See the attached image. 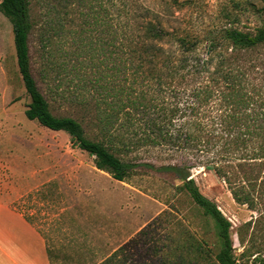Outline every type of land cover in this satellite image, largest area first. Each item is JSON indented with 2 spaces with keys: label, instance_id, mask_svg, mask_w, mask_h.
<instances>
[{
  "label": "trees",
  "instance_id": "obj_1",
  "mask_svg": "<svg viewBox=\"0 0 264 264\" xmlns=\"http://www.w3.org/2000/svg\"><path fill=\"white\" fill-rule=\"evenodd\" d=\"M77 2V31L69 27L71 0L42 2L40 84L30 59L29 38L36 27L31 0H0L30 99L25 118L65 132L74 146L94 157L96 169L116 181L123 182L138 168L179 180L180 189L212 222L217 250L183 232L172 246L156 248L165 251L164 257L176 264H264L263 246L244 243L248 230L252 227L254 234L264 218V58H251L264 48V25L253 31L169 28L166 15L147 0ZM57 99L76 106L77 116L53 115L49 102ZM150 151L169 163L156 167L148 160L137 162ZM129 153L133 161L123 157ZM200 167L225 184L235 203L258 215L241 225L243 251L238 256L230 222L189 176L190 169ZM133 244L129 239L98 264H133Z\"/></svg>",
  "mask_w": 264,
  "mask_h": 264
},
{
  "label": "rangeland",
  "instance_id": "obj_2",
  "mask_svg": "<svg viewBox=\"0 0 264 264\" xmlns=\"http://www.w3.org/2000/svg\"><path fill=\"white\" fill-rule=\"evenodd\" d=\"M39 2L30 3L36 27L29 38L33 76L38 82L44 49L38 41L37 28L45 12L43 0ZM71 2L69 27L77 31L78 2ZM147 2L166 15L169 28L205 30L233 26L253 31L264 25V0H178V5L158 0ZM72 36L67 34V45ZM0 50V72H4L0 73V201L9 203L13 211L38 227L55 264H98L131 238L137 243L133 244V264L135 260L138 264L155 260L158 264H176L174 258L164 257L165 251L157 249L172 246V239L183 232L185 236L205 240L216 252L212 222L180 189L181 183L172 174L138 168L123 182L116 181L96 169L94 157L74 146L65 132L46 129L25 118L30 99L16 65L12 26L1 13ZM258 52L251 58L263 59L264 48ZM49 108L55 116L75 118L79 112L76 106L60 99L50 101ZM83 127L91 130L86 123ZM123 157L133 161V153ZM164 158L150 151L141 154L137 162L148 160L158 167L169 163ZM189 176L200 193L230 222L232 244L238 256L243 251L238 240L243 233L241 225L255 221L258 215L235 203L225 184L211 170L190 169ZM261 220L254 227V234L251 227L245 235L246 246L254 241L264 248V218ZM203 264L215 263L210 260Z\"/></svg>",
  "mask_w": 264,
  "mask_h": 264
},
{
  "label": "crops",
  "instance_id": "obj_3",
  "mask_svg": "<svg viewBox=\"0 0 264 264\" xmlns=\"http://www.w3.org/2000/svg\"><path fill=\"white\" fill-rule=\"evenodd\" d=\"M0 264H55L49 254L46 238L38 227L29 223L23 214L13 211L9 203L2 201H0Z\"/></svg>",
  "mask_w": 264,
  "mask_h": 264
}]
</instances>
